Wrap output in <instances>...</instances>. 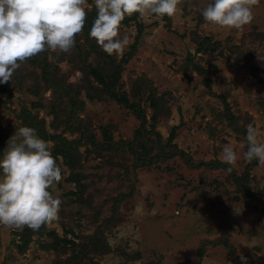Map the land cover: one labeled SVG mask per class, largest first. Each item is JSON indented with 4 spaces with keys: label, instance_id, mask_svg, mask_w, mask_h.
<instances>
[{
    "label": "rangeland",
    "instance_id": "374dc122",
    "mask_svg": "<svg viewBox=\"0 0 264 264\" xmlns=\"http://www.w3.org/2000/svg\"><path fill=\"white\" fill-rule=\"evenodd\" d=\"M209 0L174 16L134 13L108 55L85 31L0 84V152L36 129L62 168L58 217L39 234L0 225V264H264V0L240 29L206 22ZM230 144L238 160L220 159Z\"/></svg>",
    "mask_w": 264,
    "mask_h": 264
},
{
    "label": "clouds",
    "instance_id": "9594fccd",
    "mask_svg": "<svg viewBox=\"0 0 264 264\" xmlns=\"http://www.w3.org/2000/svg\"><path fill=\"white\" fill-rule=\"evenodd\" d=\"M257 0H209L201 10L213 25L240 29L253 19ZM180 0H94L96 17L88 31L90 38L108 55H120L127 43L120 38V25L134 13L172 17ZM92 5L89 0H0V84L11 80L26 59L46 50L71 54L85 31ZM247 150L243 158L264 165V142L258 129L248 125ZM220 159L229 165L238 160L230 144L222 148ZM62 180V168L36 129L21 126L0 152V225L39 234L57 217L61 199L52 190ZM242 264L246 260L241 256Z\"/></svg>",
    "mask_w": 264,
    "mask_h": 264
}]
</instances>
